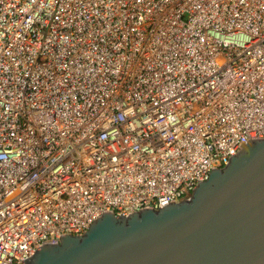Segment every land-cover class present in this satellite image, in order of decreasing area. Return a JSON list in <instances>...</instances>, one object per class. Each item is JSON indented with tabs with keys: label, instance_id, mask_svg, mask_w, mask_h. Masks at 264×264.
I'll use <instances>...</instances> for the list:
<instances>
[{
	"label": "built area",
	"instance_id": "obj_1",
	"mask_svg": "<svg viewBox=\"0 0 264 264\" xmlns=\"http://www.w3.org/2000/svg\"><path fill=\"white\" fill-rule=\"evenodd\" d=\"M263 138L264 0H0V264Z\"/></svg>",
	"mask_w": 264,
	"mask_h": 264
},
{
	"label": "water",
	"instance_id": "obj_2",
	"mask_svg": "<svg viewBox=\"0 0 264 264\" xmlns=\"http://www.w3.org/2000/svg\"><path fill=\"white\" fill-rule=\"evenodd\" d=\"M189 199L104 214L25 264H264V138L246 140Z\"/></svg>",
	"mask_w": 264,
	"mask_h": 264
}]
</instances>
